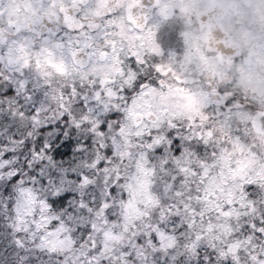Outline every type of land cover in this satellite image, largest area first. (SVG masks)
I'll use <instances>...</instances> for the list:
<instances>
[{"label": "snow or ice", "instance_id": "1", "mask_svg": "<svg viewBox=\"0 0 264 264\" xmlns=\"http://www.w3.org/2000/svg\"><path fill=\"white\" fill-rule=\"evenodd\" d=\"M158 4L0 0V264H264V113L199 66L185 105Z\"/></svg>", "mask_w": 264, "mask_h": 264}, {"label": "flooded vegetation", "instance_id": "2", "mask_svg": "<svg viewBox=\"0 0 264 264\" xmlns=\"http://www.w3.org/2000/svg\"><path fill=\"white\" fill-rule=\"evenodd\" d=\"M159 9L167 19L156 15ZM156 21L155 37L143 43L173 88H181L176 76L199 66L243 102L245 113L264 112V0H159L148 23Z\"/></svg>", "mask_w": 264, "mask_h": 264}, {"label": "rangeland", "instance_id": "3", "mask_svg": "<svg viewBox=\"0 0 264 264\" xmlns=\"http://www.w3.org/2000/svg\"><path fill=\"white\" fill-rule=\"evenodd\" d=\"M180 94L184 97V103L188 107L189 105L195 103L192 94L187 90H181ZM252 130L254 131L253 135H247L246 138L247 141H244V143H246L247 145H254L257 151L264 153V133H260L256 129H252ZM213 131L216 134L217 140H221V141L225 140L227 136V132L222 125L220 124L214 125ZM225 147H227L228 151L232 152L236 156V158H239L241 151L239 147L233 149L230 143H225Z\"/></svg>", "mask_w": 264, "mask_h": 264}, {"label": "trees", "instance_id": "4", "mask_svg": "<svg viewBox=\"0 0 264 264\" xmlns=\"http://www.w3.org/2000/svg\"><path fill=\"white\" fill-rule=\"evenodd\" d=\"M178 88H179V87H178ZM181 90H186V89L181 88ZM189 107L192 108L193 110H196V109H195V103L189 105ZM259 113H260V112H259ZM263 113H264V112H263ZM248 135H253V130H250V131L248 132ZM246 141H247V140H246Z\"/></svg>", "mask_w": 264, "mask_h": 264}, {"label": "clouds", "instance_id": "5", "mask_svg": "<svg viewBox=\"0 0 264 264\" xmlns=\"http://www.w3.org/2000/svg\"><path fill=\"white\" fill-rule=\"evenodd\" d=\"M261 87H264V85H261Z\"/></svg>", "mask_w": 264, "mask_h": 264}]
</instances>
